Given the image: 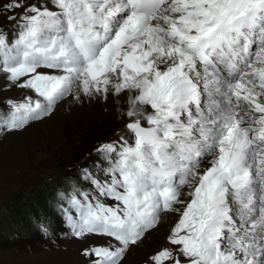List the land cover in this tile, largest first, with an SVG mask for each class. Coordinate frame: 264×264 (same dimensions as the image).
I'll list each match as a JSON object with an SVG mask.
<instances>
[{
	"label": "snow or ice",
	"instance_id": "1",
	"mask_svg": "<svg viewBox=\"0 0 264 264\" xmlns=\"http://www.w3.org/2000/svg\"><path fill=\"white\" fill-rule=\"evenodd\" d=\"M0 17V141L96 104L122 125L30 218L43 239L85 264L149 243L142 264H264V0H0Z\"/></svg>",
	"mask_w": 264,
	"mask_h": 264
},
{
	"label": "rangeland",
	"instance_id": "2",
	"mask_svg": "<svg viewBox=\"0 0 264 264\" xmlns=\"http://www.w3.org/2000/svg\"><path fill=\"white\" fill-rule=\"evenodd\" d=\"M10 27L7 19L0 17V28ZM121 126L111 104L107 112L103 105L96 104L92 109L61 110L51 119L0 141V264H85L79 255L83 245L63 236L56 242L42 241L34 231L27 234L19 221L27 220L29 210L44 207L59 174L68 175V167L83 160L79 157L96 142L110 139ZM8 207L18 219L15 226L9 222ZM56 225L59 231V220ZM164 233L161 229L155 238L157 243ZM60 241H64L62 245ZM151 251L150 243L133 249L126 264H142Z\"/></svg>",
	"mask_w": 264,
	"mask_h": 264
},
{
	"label": "trees",
	"instance_id": "3",
	"mask_svg": "<svg viewBox=\"0 0 264 264\" xmlns=\"http://www.w3.org/2000/svg\"><path fill=\"white\" fill-rule=\"evenodd\" d=\"M60 176L61 175L59 174L58 181L53 184V187H52L53 190H54V188H57L58 186L63 185L64 181L66 179H69V178L61 179ZM52 197H53V192L50 193L48 196H46L44 203H43L44 207L37 206L36 208H33V210H29V214H26L27 220L26 221H19L20 226L24 228V230L27 234H30L31 232L34 231V229L31 226V223H30V218H32L37 213H44L46 211H49L48 205H49V201L52 199ZM8 209H9V207H8ZM6 213L9 214V216H10L9 222H12L11 226H15V224H18L17 221L15 220V219H17V217H16V215H14L12 208H10L9 210L6 209Z\"/></svg>",
	"mask_w": 264,
	"mask_h": 264
},
{
	"label": "bare ground",
	"instance_id": "4",
	"mask_svg": "<svg viewBox=\"0 0 264 264\" xmlns=\"http://www.w3.org/2000/svg\"><path fill=\"white\" fill-rule=\"evenodd\" d=\"M103 122V121H102ZM162 230H165V229H162Z\"/></svg>",
	"mask_w": 264,
	"mask_h": 264
}]
</instances>
